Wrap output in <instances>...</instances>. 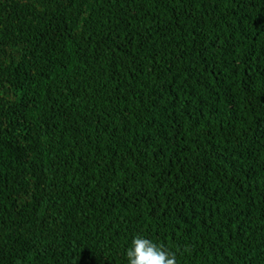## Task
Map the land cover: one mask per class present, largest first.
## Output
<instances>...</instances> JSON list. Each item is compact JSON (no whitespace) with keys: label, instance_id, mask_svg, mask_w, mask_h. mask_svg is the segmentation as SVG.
<instances>
[{"label":"trees","instance_id":"16d2710c","mask_svg":"<svg viewBox=\"0 0 264 264\" xmlns=\"http://www.w3.org/2000/svg\"><path fill=\"white\" fill-rule=\"evenodd\" d=\"M264 264V0H0V264Z\"/></svg>","mask_w":264,"mask_h":264},{"label":"clouds","instance_id":"9594fccd","mask_svg":"<svg viewBox=\"0 0 264 264\" xmlns=\"http://www.w3.org/2000/svg\"><path fill=\"white\" fill-rule=\"evenodd\" d=\"M125 256L127 264H176L172 251L142 235L131 239Z\"/></svg>","mask_w":264,"mask_h":264}]
</instances>
